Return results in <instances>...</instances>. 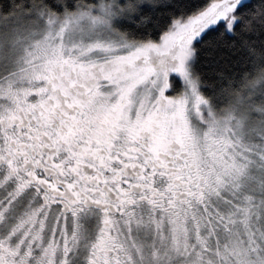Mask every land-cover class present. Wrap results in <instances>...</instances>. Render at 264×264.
I'll list each match as a JSON object with an SVG mask.
<instances>
[{"label":"snow or ice","instance_id":"1","mask_svg":"<svg viewBox=\"0 0 264 264\" xmlns=\"http://www.w3.org/2000/svg\"><path fill=\"white\" fill-rule=\"evenodd\" d=\"M0 264H264V0H0Z\"/></svg>","mask_w":264,"mask_h":264}]
</instances>
